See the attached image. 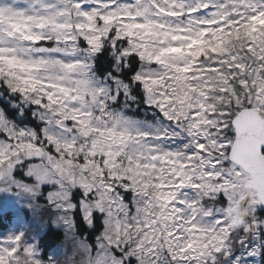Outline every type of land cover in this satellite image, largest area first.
<instances>
[{
	"label": "snow or ice",
	"instance_id": "6c2138e0",
	"mask_svg": "<svg viewBox=\"0 0 264 264\" xmlns=\"http://www.w3.org/2000/svg\"><path fill=\"white\" fill-rule=\"evenodd\" d=\"M0 100V264H264V0H0Z\"/></svg>",
	"mask_w": 264,
	"mask_h": 264
},
{
	"label": "rangeland",
	"instance_id": "374dc122",
	"mask_svg": "<svg viewBox=\"0 0 264 264\" xmlns=\"http://www.w3.org/2000/svg\"><path fill=\"white\" fill-rule=\"evenodd\" d=\"M7 212H10L12 216L10 217L9 220L6 219V226H5L6 228L3 230L0 229V234L9 230L13 225H15L18 228L21 223L27 225L29 228H33L36 226V222L34 221L30 210L27 207L23 206V204L19 201V199L16 196L11 195V194L0 193V214L7 213ZM50 226L60 229L59 227L54 226L51 223H49L42 232H39L36 235L37 244H38L39 238L45 233V231ZM60 245L61 243L57 245L53 250H51L47 255H50V256L56 255L57 252L59 251ZM41 254H42V251H41Z\"/></svg>",
	"mask_w": 264,
	"mask_h": 264
},
{
	"label": "trees",
	"instance_id": "16d2710c",
	"mask_svg": "<svg viewBox=\"0 0 264 264\" xmlns=\"http://www.w3.org/2000/svg\"><path fill=\"white\" fill-rule=\"evenodd\" d=\"M6 101L0 100V104ZM12 214L10 212L0 214V229H5L6 219L9 220ZM63 240V233L60 229L50 226L45 233L39 238L38 246L42 251V255H47Z\"/></svg>",
	"mask_w": 264,
	"mask_h": 264
}]
</instances>
